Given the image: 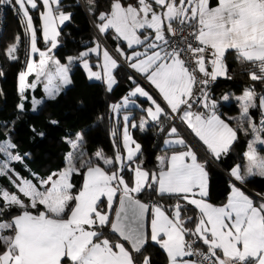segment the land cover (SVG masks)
Segmentation results:
<instances>
[{
  "label": "snow or ice",
  "instance_id": "snow-or-ice-1",
  "mask_svg": "<svg viewBox=\"0 0 264 264\" xmlns=\"http://www.w3.org/2000/svg\"><path fill=\"white\" fill-rule=\"evenodd\" d=\"M7 2L16 7L23 35H15L4 54L18 62L21 44L27 46L25 68L17 75L20 111L26 89L34 90L41 82L47 98L55 99L72 83L71 66L77 62L89 79L102 80L112 91L117 83L114 71L121 65L98 39L68 56L67 63L52 54L60 26L72 18L63 11L61 0ZM40 4L37 27L30 9L37 10ZM88 10L95 16L98 33L106 36L112 31L117 55L148 81L163 106L136 84L109 111L119 114L135 104L131 97L138 96L149 102L144 109L147 119L129 125L130 118L124 115L119 143L116 128L111 129L112 157L99 150L85 160L84 134L77 132L65 138L70 150L63 169L35 180L15 174L11 179L15 191L0 188V216H11L0 220V264H153L151 255H144L149 243L162 250L167 264H264V193L253 199L241 188L252 178L264 179V156L256 147L264 145V94L257 97L254 88H247L237 98L240 114L234 128L217 114V103L208 91L218 78L231 79L229 51L241 65L252 66L247 71L251 81L264 84V0H216L215 6L211 0H111L98 15L95 0H89ZM185 29H190L187 36ZM38 32L44 50L38 48ZM92 56L100 71L92 70ZM32 74L35 80L29 83ZM129 80L135 83L131 75ZM41 103L33 98L32 110ZM251 109L259 110V126ZM149 121L158 135H164V145L173 148L170 156L157 157V169L151 171L139 159L142 146L129 131L131 126L143 132ZM177 121L205 148V159L183 138ZM240 133L253 136L243 153L245 163L229 168L227 201L214 206L207 199L208 169L230 154ZM14 148L10 140L0 142V153L6 157L0 162V176L10 171L8 161L22 160L12 154ZM74 176L82 177L78 188ZM146 191L174 198L175 203L167 208L144 203L138 197ZM13 209L18 213L11 215ZM190 211L195 214L187 215Z\"/></svg>",
  "mask_w": 264,
  "mask_h": 264
},
{
  "label": "trees",
  "instance_id": "trees-1",
  "mask_svg": "<svg viewBox=\"0 0 264 264\" xmlns=\"http://www.w3.org/2000/svg\"><path fill=\"white\" fill-rule=\"evenodd\" d=\"M83 9L79 6L77 0H61V6L67 2L74 3L69 8L72 13L70 21H66L59 28L60 36L59 44L53 50V54L59 59L66 56H76L85 45H92L93 39L101 41L93 30L90 22L95 24V16L89 13V0H80ZM111 0H95L96 14L100 11H106L109 8ZM126 2L134 3V0H126ZM30 14L34 18V24L38 27V9L30 10ZM23 35V29L20 25V17L13 12L8 5L3 7V19L0 31V71L4 73L0 76V90L3 92L0 96V140L8 139L15 148L12 153L20 155L21 161H10V168L20 176L34 179L38 176L46 175L51 171L59 169L64 164V153L69 151V146L65 143L66 137H74L77 132L84 134L85 144L84 151L86 153L84 159L94 158V154L103 150L108 157L114 155L113 139L110 135L113 127L117 130L116 140L120 141V126L112 120L108 112V106L111 101H116L125 94L136 83V79L122 65L114 71L117 83L113 86L112 91H108L105 84L101 80H88L81 65L77 62L71 66L70 76L72 83L65 87L55 99L43 97L39 88L26 89V99L23 101L24 110L20 111L17 105L21 103V97L16 89L15 78L18 71L25 68L24 61L27 59L26 42L22 43L19 49V61H9L5 56V48L9 43L13 42L15 35ZM105 44L117 55L115 49L117 41L113 37V33L109 30L106 36L100 35ZM38 46L45 48V43L40 41L38 32ZM122 46H124L122 44ZM37 54L34 56L36 59ZM97 60L95 56L90 61ZM226 63L229 68L231 79L218 78L208 86V91L212 99L217 103V113L220 116L233 114L238 111L234 101L227 104L220 102V96L225 88L227 92L236 93L243 88H254L257 94H264V84L253 82L247 75L248 70H252L250 64L241 65L236 59L233 51L226 54ZM95 66L93 63L91 64ZM135 80H129V76ZM30 97H42V103L37 106V110L30 108ZM138 103L143 104L144 99L136 97ZM250 114L254 122L259 125L261 119L258 109H251ZM102 117V119H101ZM224 117V116H223ZM235 128L233 120L227 119ZM52 121L58 123L52 124ZM35 129L33 131L32 129ZM180 130V129H179ZM133 138L142 146L139 156L143 160L144 167L148 170H156L155 156L159 152L161 142L164 135L157 134V128L154 125H147L146 130L141 132L139 128H130L129 130ZM187 131V130H186ZM44 133L43 136L38 135ZM181 132V131H180ZM193 141L203 149L201 143L187 131ZM181 134H183L181 132ZM250 135L245 136L239 134L238 141L234 144L230 154L224 157L222 162L211 164L209 167V196L208 202L221 203L225 200L229 191V178L223 173H228L230 167L235 164H241L243 161V153ZM198 157L203 160L205 157L193 146ZM204 150V149H203ZM81 176H74L73 183L77 188L81 185ZM253 191L257 193L264 192V179L255 177L245 183ZM0 187L8 188L9 191H15L12 184L6 176H0ZM141 201L148 204L159 203L165 208L175 203V199L164 197L161 198L155 192H145L138 197ZM255 199V197H254ZM18 209H13L11 215L18 213ZM194 211H190L187 215H194ZM11 216L5 214L0 218L9 219ZM189 227H192L190 224ZM107 235V230H105ZM144 255H151L153 264H165L166 258L162 250L158 246L149 243L146 247Z\"/></svg>",
  "mask_w": 264,
  "mask_h": 264
},
{
  "label": "crops",
  "instance_id": "crops-1",
  "mask_svg": "<svg viewBox=\"0 0 264 264\" xmlns=\"http://www.w3.org/2000/svg\"><path fill=\"white\" fill-rule=\"evenodd\" d=\"M123 2H125V3H129V2H126V0H123ZM6 5H8L9 6V8L13 11V12H15L16 14H17V12H16V7H15V5L14 4H12V3H8L7 2V0H6ZM211 3H212V6H215V4H216V0H211ZM74 6V3H72V2H67V3H65L63 6H61L62 7V9H63V11H65V12H69V8H71V7H73ZM31 10V9H30ZM40 11H42V4H40L39 5V7H38V27H39V24H40V21H39V12ZM94 28H95V26H94ZM96 29V28H95ZM97 31V30H96ZM150 31V30H149ZM97 33H98V31H97ZM100 35V34H99ZM39 36H40V33H39ZM40 41L41 42H43L44 43V41H43V39H42V37L40 36ZM101 41V40H100ZM101 45L104 47V48H107L108 49V51L119 61V63L120 62H122L123 63V66L126 68V70L137 80L136 81V83L131 87V89L130 90H128L125 94H123L121 97H119L116 101L118 102V103H121L122 102V100H123V98L125 97V96H127L128 94H129V92L131 91V90H133L134 88H135V86H136V84H139L140 86H142L146 91H148L158 102H160L161 104H162V106H163V102H162V100H161V98L159 97V95H158V93L156 92V90L148 83V81L143 77V76H141V75H139V74H137L136 72H134L133 70H131L130 68H128V66H127V64L118 56V55H116L115 54V52H113L107 45H105L102 41H101ZM92 45H90L89 47H91ZM45 48H42L41 50H44ZM53 54V53H52ZM234 54H235V52H234ZM57 59H59L57 56H56V54H53ZM236 55V54H235ZM37 62L39 61V55L37 54V57H36V59H35ZM60 61H61V63H67L66 62V60H65V57L61 60V59H59ZM35 80V74H32V75H30L29 77H28V81H29V83H31L32 81H34ZM39 88H40V90H41V92H42V95H43V97H47L46 96V94H45V92H44V83L43 82H41V83H39ZM248 88V87H247ZM247 88H245V89H247ZM29 89H31V88H29ZM245 89H241L240 91H238V92H236V93H232V92H229V94H228V102L229 101H235V99L239 96V94H241L242 93V91H245ZM138 97V96H137ZM221 97V96H220ZM39 100H41V98L42 97H37ZM139 98H141V99H144L145 101H144V103L143 104H140L141 106L140 107H137L136 105L138 104V101H137V99H136V97H131L130 99L131 100H134L135 101V104H129V106L127 107V108H122L121 110H120V112H119V114H118V116L117 117H120L121 115H128L129 116V118L130 117H134V118H137V113L136 112H140L143 116H145V115H147V113L144 111V109H145V106L147 105V106H149V102H147L146 101V99L145 98H142V97H139ZM31 97L29 98V102H30V108H31ZM220 100V102H221V98L219 99ZM228 102H221V103H224V104H227ZM258 102V101H257ZM236 104V106L238 107V111L236 112V113H233V114H226V113H224L223 114V116H220L218 113V115L220 116V118L221 119H223V120H225V122H227V123H229L228 122V120L227 119H229V120H233V121H235V122H233V124L234 125H236V127H237V118L239 117V114H240V105L239 104H237V103H235ZM32 109V108H31ZM132 111V114H130L129 112H131ZM178 123L180 124V122L178 121ZM230 124V126H232L233 127V125L231 124V123H229ZM120 125V124H119ZM150 125H153V123L151 122V124ZM181 125V127L183 128V130L187 133V131H189L190 132V130H188L187 128H186V126H184V125H182V124H180ZM147 126V125H146ZM187 130V131H186ZM180 131H181V129H180ZM182 133H183V131H182ZM191 133V132H190ZM192 134V133H191ZM182 136H183V138L186 140V142L187 143H189L190 145H193L194 147H195V145L197 146V147H195L204 157H206V151H205V148L203 147V149H201L194 141H193V139L188 135V133H187V135L190 137V139L193 141V143L195 144H193V143H191V141L188 139V137L186 136V135H184V133L183 134H181ZM193 135V134H192ZM165 137H163V139H164ZM262 138H264V137H262ZM163 139H162V141H163ZM197 139V138H196ZM253 139V136L252 135H250V139H249V141L250 140H252ZM202 145V144H201ZM256 147H257V149H258V152H259V154L261 155V156H264V145H260V144H257L256 145ZM172 150H173V148L172 147H168V146H162V149L159 151V152H157V154H156V156H155V162H156V166H158V160H157V157H163V153H165V156H170L171 154H172ZM247 150V145H246V147H245V150H244V152ZM243 162H245L244 160L242 161V163ZM227 177H229L228 176V173H226V172H223ZM81 182H82V179H81ZM241 188H242V190L246 193V194H249V195H251L252 196V198L254 199V197L256 198V196H253L252 195V189L250 188V187H248V185H242L241 186ZM229 192V191H228ZM254 193H255V195L257 194V192H255V191H253ZM264 193V192H263ZM228 194V193H227ZM154 204V203H153ZM11 218V217H10ZM9 218V219H10ZM66 264H67V262H66Z\"/></svg>",
  "mask_w": 264,
  "mask_h": 264
},
{
  "label": "rangeland",
  "instance_id": "rangeland-1",
  "mask_svg": "<svg viewBox=\"0 0 264 264\" xmlns=\"http://www.w3.org/2000/svg\"><path fill=\"white\" fill-rule=\"evenodd\" d=\"M110 3H111V1H110ZM109 6H110V4H109ZM11 43H9L7 46H6V48H5V50L7 49V47L10 45ZM102 46V45H101ZM38 48H40V49H42L41 47H39L38 46ZM102 48H104L103 46H102ZM84 50V49H83ZM83 50H81V51H83ZM68 56H66L65 57V60H66V62H67V58ZM97 60H94V61H90V64H94L95 66L93 67L92 66V70L93 71H100L101 69H98L97 67H96V64H97ZM82 67V66H81ZM83 69V68H82ZM24 70V69H23ZM21 71V70H20ZM20 71H18L17 72V74H16V78H15V85H16V89L18 90V86H17V75H18V73L20 72ZM83 71H84V73H85V76H86V78L88 79V80H94V79H89L88 78V75H87V73L85 72V70L83 69ZM102 81V80H101ZM103 82V81H102ZM104 83V82H103ZM105 84V83H104ZM106 86V85H105ZM107 88V87H106ZM243 89H245V88H243ZM228 91V89L227 88H225V91H223V93H222V95H221V102H228L227 100H225V99H223L225 96H227L228 97V94H229V92H227ZM243 93H244V91H242V93L241 94H239V96L238 97H240V96H242L243 95ZM2 94H3V92L0 90V96H2ZM257 94V93H256ZM261 94H263V93H260V94H257V97H259V95H261ZM237 97V98H238ZM33 98H35V99H38L37 97H31V108H32V99ZM229 98V97H228ZM237 98L235 99V103H237V104H239V102H238V100H237ZM118 102L117 101H111L110 103H109V106L110 105H112V104H117ZM109 106H108V112H109V115L111 116V118H112V120H114V121H116L118 124H120L119 126H120V139H121V136H122V129H123V123H124V121H123V116L124 115H121L120 117H117L118 116V114H116V113H112V112H110L109 111ZM137 107H140L141 105L138 103L137 105H136ZM148 106L146 105L145 106V109L147 108ZM130 114H132V111L131 112H129ZM138 115H137V118H134V117H130V120H129V125H131V123H136L137 125L139 124V122L141 121V119L143 118V119H147V115H145V116H143L140 112H136ZM151 124V122L149 121V123L147 124V125H150ZM181 126V125H180ZM257 126H259V125H257ZM130 128H131V126L129 127V130H130ZM179 128V127H178ZM180 129V128H179ZM181 132H182V130H181ZM185 132V131H184ZM186 133V132H185ZM187 134V133H186ZM76 135V134H75ZM75 135H74V137H75ZM185 135V134H184ZM188 136V135H187ZM189 137V136H188ZM8 139H3V140H0V142H3V141H7ZM164 145V139H163V141L161 142V147ZM165 146V145H164ZM196 146V145H195ZM197 147V146H196ZM70 150V149H69ZM68 152V151H67ZM67 152H65L64 153V161H65V155H66V153ZM13 154V153H12ZM13 155H15V154H13ZM163 156H165V153H163ZM5 159H6V157H5V155L3 154V153H0V162H3V161H5ZM10 161H8V165H9V172L8 173H6L4 176H6L7 177V179L10 181V183H11V179H14L15 178V172L10 168ZM243 163H245V162H243ZM65 167V162H64V164H63V166H61L59 169H57V170H55V171H51L50 173H48V174H46V175H42V176H38L37 178H41V177H43V178H46L49 174H51V173H53V172H58L59 170H61V169H63ZM82 183V182H81ZM0 188H4V187H0ZM8 189V188H7ZM252 193V195L253 196H256L255 195V193L252 191L251 192ZM228 195H229V192H228V194H227V196H226V198H225V200L223 201V202H221V203H211V202H209V203H211V204H213L214 206H220V205H222V204H224V203H226V201H227V197H228ZM249 195V194H248ZM250 197H252L251 195H249ZM153 204V203H152ZM3 219H7V218H0V220H3ZM150 222H151V213L149 212L148 213V216H147V232H150ZM165 264H167V261L165 262Z\"/></svg>",
  "mask_w": 264,
  "mask_h": 264
},
{
  "label": "water",
  "instance_id": "water-1",
  "mask_svg": "<svg viewBox=\"0 0 264 264\" xmlns=\"http://www.w3.org/2000/svg\"><path fill=\"white\" fill-rule=\"evenodd\" d=\"M78 1V0H77ZM90 25L92 26L93 30L95 31L96 35L98 36V38L105 44V42L102 40L101 36L99 35V33H97L96 29L94 28L93 24L90 22ZM106 45V44H105ZM120 64L123 65L122 62H120ZM177 123V126L183 131V133L187 136V134L184 132L183 128L180 126V124L178 123V121L176 122ZM188 137V136H187ZM188 139L191 141V143H193V141L190 139V137H188ZM194 144V143H193ZM195 145V144H194ZM196 147V146H195ZM198 149V148H197ZM199 150V149H198ZM200 151V150H199ZM214 166H216L215 163H212ZM217 167V166H216ZM218 168V167H217ZM219 169V168H218ZM230 179V177H228ZM143 202V201H142ZM144 203H147V202H144ZM148 204V203H147ZM147 216L148 214L146 215L145 217V230L147 232Z\"/></svg>",
  "mask_w": 264,
  "mask_h": 264
},
{
  "label": "built area",
  "instance_id": "built-area-1",
  "mask_svg": "<svg viewBox=\"0 0 264 264\" xmlns=\"http://www.w3.org/2000/svg\"><path fill=\"white\" fill-rule=\"evenodd\" d=\"M78 4L80 5V7L83 9V6L80 2V0H78ZM5 3L4 4H0V31H1V26H2V19H3V7H4ZM190 31V29H185L183 35L184 36H187L188 32ZM176 40H179L180 37H177L175 38Z\"/></svg>",
  "mask_w": 264,
  "mask_h": 264
},
{
  "label": "clouds",
  "instance_id": "clouds-1",
  "mask_svg": "<svg viewBox=\"0 0 264 264\" xmlns=\"http://www.w3.org/2000/svg\"><path fill=\"white\" fill-rule=\"evenodd\" d=\"M78 2V1H77ZM81 2V1H80ZM82 4V3H81ZM80 6V5H79Z\"/></svg>",
  "mask_w": 264,
  "mask_h": 264
}]
</instances>
